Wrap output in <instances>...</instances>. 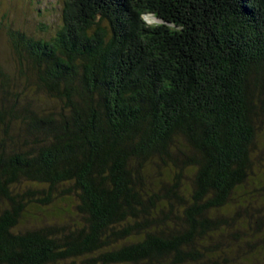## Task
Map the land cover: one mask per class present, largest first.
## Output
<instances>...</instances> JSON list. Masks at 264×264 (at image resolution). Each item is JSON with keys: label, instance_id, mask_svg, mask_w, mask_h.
Segmentation results:
<instances>
[{"label": "trees", "instance_id": "1", "mask_svg": "<svg viewBox=\"0 0 264 264\" xmlns=\"http://www.w3.org/2000/svg\"><path fill=\"white\" fill-rule=\"evenodd\" d=\"M58 3L0 13V264H264V0Z\"/></svg>", "mask_w": 264, "mask_h": 264}, {"label": "rangeland", "instance_id": "2", "mask_svg": "<svg viewBox=\"0 0 264 264\" xmlns=\"http://www.w3.org/2000/svg\"><path fill=\"white\" fill-rule=\"evenodd\" d=\"M40 2L41 0H37L35 4H32L31 0H0V13H7L9 15L8 22L14 21L13 24L16 29L25 28L32 33L43 36L42 33L45 30L39 27V24L47 22L52 27L59 23L57 14H53L52 11L47 12L48 9H59V3L58 0H42L41 4ZM40 7L42 8V12H38ZM145 19L150 25L161 23L154 16H146ZM0 55L5 67H8L10 64L15 65L11 46L4 35H0ZM38 100V106L35 109L37 111L39 108L48 114L51 109L57 107V103H52L47 96H42ZM260 261L264 263L263 258Z\"/></svg>", "mask_w": 264, "mask_h": 264}]
</instances>
